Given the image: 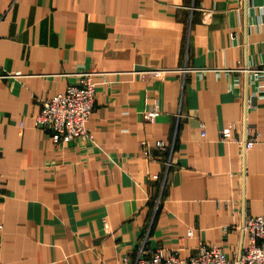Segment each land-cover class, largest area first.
I'll use <instances>...</instances> for the list:
<instances>
[{"label":"crops","instance_id":"obj_1","mask_svg":"<svg viewBox=\"0 0 264 264\" xmlns=\"http://www.w3.org/2000/svg\"><path fill=\"white\" fill-rule=\"evenodd\" d=\"M262 67L264 0H0V264L238 257L264 203ZM81 73L92 139L56 145L33 119Z\"/></svg>","mask_w":264,"mask_h":264},{"label":"built area","instance_id":"obj_2","mask_svg":"<svg viewBox=\"0 0 264 264\" xmlns=\"http://www.w3.org/2000/svg\"><path fill=\"white\" fill-rule=\"evenodd\" d=\"M255 72L264 74V67ZM264 98V94L262 96ZM95 99V83L91 73H81L77 80L65 87L62 92L41 101L40 110L33 119L36 128L51 132L54 144L64 145L73 140L89 141L91 133L87 121L91 115ZM153 112L148 117H153ZM231 126L220 131L222 141L232 140ZM249 136L245 148L264 143V133L255 129H246ZM205 132L201 129V136ZM141 152L145 157L151 156V147L145 141L141 143ZM165 144L157 142L154 149H164ZM228 227H223L227 231ZM243 241L238 257L228 258L223 250L210 243H200L188 257H182L179 249L165 250L158 248L151 254H145L143 243L139 246L136 257L131 260L127 255L118 258L114 264H264V203L260 214L247 215L242 219ZM191 235V231L187 232Z\"/></svg>","mask_w":264,"mask_h":264}]
</instances>
